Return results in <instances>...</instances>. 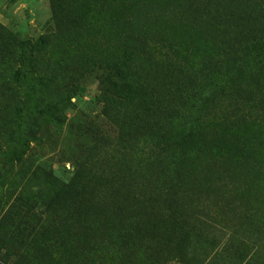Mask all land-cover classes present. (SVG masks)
Wrapping results in <instances>:
<instances>
[{"label":"rangeland","instance_id":"374dc122","mask_svg":"<svg viewBox=\"0 0 264 264\" xmlns=\"http://www.w3.org/2000/svg\"><path fill=\"white\" fill-rule=\"evenodd\" d=\"M0 264H264V0H0Z\"/></svg>","mask_w":264,"mask_h":264},{"label":"trees","instance_id":"16d2710c","mask_svg":"<svg viewBox=\"0 0 264 264\" xmlns=\"http://www.w3.org/2000/svg\"><path fill=\"white\" fill-rule=\"evenodd\" d=\"M127 42H130L131 44H134L135 46L141 48L145 45V42L146 40H144L142 38V36L138 33V34H133L132 33H129L127 35V39H126ZM135 93L132 92L131 95H134ZM134 108H132L133 111H131V114L134 115L139 109L138 107L136 106H133ZM127 119L130 118V123H136L139 121V118L137 116H133V117H127ZM155 193H150L149 196L147 198L144 197V200L143 201H146L147 203L149 202H153L151 198H154ZM112 205H115L114 207H111L112 210L116 211V214H115V218L114 219H117V224L118 225H122L123 227V224L127 221V219L130 218V215L127 213V209L125 207V205H123L122 203H119V204H112ZM198 211L195 212V214H193V217H190V229H193L192 231H189L185 237L181 238L180 239V243H181V246L183 244H187V248H194L195 244H197V241L199 240V234L198 233H201L204 231V227L206 226V224H203V221L200 220V218L202 217V214L204 212V207H198ZM201 209V210H200ZM199 216V217H198ZM210 218V215H206V220ZM41 223L38 222L36 224V227H35V234H34V237L36 236H40V232H38V230L40 229V227H42V225H40ZM207 227V226H206ZM50 234H49V239L48 241L49 242H54L53 240H58V236L57 234L55 233V229H51L50 230ZM183 232H185L183 230ZM55 234V235H54ZM191 234H198V235H191ZM183 235V234H181ZM42 238V237H41ZM123 239V238H122ZM44 243L42 244H37L35 246V248L37 249L36 252L39 253V252H44L47 250V246L44 245Z\"/></svg>","mask_w":264,"mask_h":264}]
</instances>
